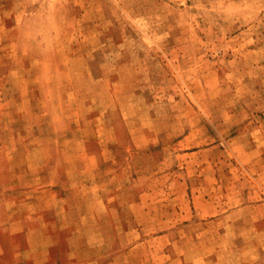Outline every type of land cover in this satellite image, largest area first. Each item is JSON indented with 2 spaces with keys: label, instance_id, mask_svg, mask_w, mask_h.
<instances>
[{
  "label": "rangeland",
  "instance_id": "1",
  "mask_svg": "<svg viewBox=\"0 0 264 264\" xmlns=\"http://www.w3.org/2000/svg\"><path fill=\"white\" fill-rule=\"evenodd\" d=\"M64 204L24 264H264V0H0V221Z\"/></svg>",
  "mask_w": 264,
  "mask_h": 264
},
{
  "label": "crops",
  "instance_id": "2",
  "mask_svg": "<svg viewBox=\"0 0 264 264\" xmlns=\"http://www.w3.org/2000/svg\"><path fill=\"white\" fill-rule=\"evenodd\" d=\"M20 200V197H17L11 203L16 206L19 203L17 201ZM1 215L6 218H4V222L0 221V231H4L5 235L12 238L13 261L16 264L35 260L41 255V252H46L59 245L61 241L59 232L65 229L76 231L83 229L82 226H77L75 220L71 221L65 204L58 210H51L48 214H42L35 209L24 213L19 207H16L13 210L6 209ZM34 232H41L46 241L42 244L34 242ZM5 254H7V250L0 236V257L4 258Z\"/></svg>",
  "mask_w": 264,
  "mask_h": 264
}]
</instances>
